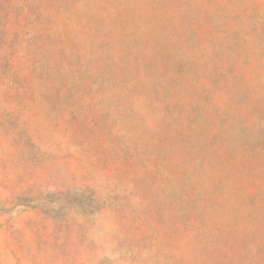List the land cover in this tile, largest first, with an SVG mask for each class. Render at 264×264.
<instances>
[{
	"label": "rangeland",
	"instance_id": "rangeland-1",
	"mask_svg": "<svg viewBox=\"0 0 264 264\" xmlns=\"http://www.w3.org/2000/svg\"><path fill=\"white\" fill-rule=\"evenodd\" d=\"M0 264H264V0H0Z\"/></svg>",
	"mask_w": 264,
	"mask_h": 264
}]
</instances>
